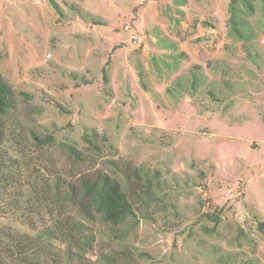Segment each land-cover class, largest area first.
Masks as SVG:
<instances>
[{"label":"rangeland","instance_id":"obj_1","mask_svg":"<svg viewBox=\"0 0 264 264\" xmlns=\"http://www.w3.org/2000/svg\"><path fill=\"white\" fill-rule=\"evenodd\" d=\"M0 73L14 102L0 113V238L70 213L87 228L29 258L264 264V0H0ZM98 173L133 218L88 219L37 189Z\"/></svg>","mask_w":264,"mask_h":264},{"label":"trees","instance_id":"obj_2","mask_svg":"<svg viewBox=\"0 0 264 264\" xmlns=\"http://www.w3.org/2000/svg\"><path fill=\"white\" fill-rule=\"evenodd\" d=\"M13 104V90L0 73V113L4 115L9 112L13 108ZM5 121L6 118L0 116V126ZM31 134L35 139L40 140L36 131L32 130ZM48 139L47 142L53 140L51 136ZM69 150L78 155V150L73 146H69ZM136 174H140L138 170H134V175L136 176ZM124 175L127 177L130 173L125 172ZM147 182L143 181V185L145 184L144 187H146V190L143 191L145 198L144 196L141 197L143 201L149 203L155 196V188L151 182ZM37 189L40 191L42 199L59 205L61 209L69 206L77 208L88 219L99 216L104 222L120 224L128 218H133L136 213L131 199L122 188L121 182L109 173H98L90 176L84 174L76 182L57 177L53 182H39ZM139 190H134L133 194L136 197H140L138 192L141 190ZM85 228L87 225L83 219H75L70 213H66L63 218L55 220L54 227H47L40 231L35 239L12 234L6 230L0 238V264H41L37 258H29L28 254L32 249L40 247L44 238L69 237ZM43 251L50 258L45 259V263L42 264H66L56 259V255H53V250L51 252L50 248Z\"/></svg>","mask_w":264,"mask_h":264}]
</instances>
